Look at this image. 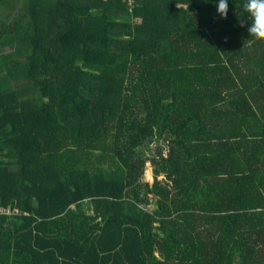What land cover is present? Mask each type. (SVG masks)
Returning <instances> with one entry per match:
<instances>
[{
	"label": "trees",
	"instance_id": "16d2710c",
	"mask_svg": "<svg viewBox=\"0 0 264 264\" xmlns=\"http://www.w3.org/2000/svg\"><path fill=\"white\" fill-rule=\"evenodd\" d=\"M241 4L0 0V264H264Z\"/></svg>",
	"mask_w": 264,
	"mask_h": 264
},
{
	"label": "clouds",
	"instance_id": "9594fccd",
	"mask_svg": "<svg viewBox=\"0 0 264 264\" xmlns=\"http://www.w3.org/2000/svg\"><path fill=\"white\" fill-rule=\"evenodd\" d=\"M215 4V11L225 18L228 14L229 4L232 0H206ZM240 15L237 20L246 21V27L251 33L264 36V0H242Z\"/></svg>",
	"mask_w": 264,
	"mask_h": 264
},
{
	"label": "rangeland",
	"instance_id": "374dc122",
	"mask_svg": "<svg viewBox=\"0 0 264 264\" xmlns=\"http://www.w3.org/2000/svg\"><path fill=\"white\" fill-rule=\"evenodd\" d=\"M18 11H19V8L15 9V14H14V17H15V18H18V16H19ZM1 30L7 31V33H8V31H9V24H8L7 21H5V22L2 24ZM5 33H6V32H5ZM3 35H4V34H3ZM3 35L0 37V41H2V42H4L6 39L10 38V36L7 37L6 35H5V36H3ZM8 35H9V33H8ZM8 46H9V44H8V42H7V44L4 45V48H5V49L3 50V52H4L5 55H7V56L9 55V51H10V49H9ZM10 64H11V63H10V61H9V57H8V58L6 59V66H10ZM155 144H156V143L154 142V143H152V144L150 145L152 149L154 148ZM143 178H144V180H146V181H151V180H152V166L150 165L149 162L146 163Z\"/></svg>",
	"mask_w": 264,
	"mask_h": 264
},
{
	"label": "built area",
	"instance_id": "2783aa9c",
	"mask_svg": "<svg viewBox=\"0 0 264 264\" xmlns=\"http://www.w3.org/2000/svg\"><path fill=\"white\" fill-rule=\"evenodd\" d=\"M0 211H2V212H6V210H5V209H3V208H1V209H0Z\"/></svg>",
	"mask_w": 264,
	"mask_h": 264
}]
</instances>
